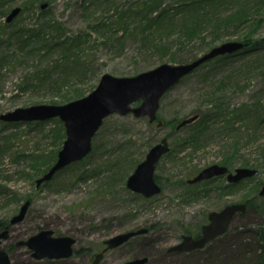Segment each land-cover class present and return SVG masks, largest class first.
I'll list each match as a JSON object with an SVG mask.
<instances>
[{"label":"rangeland","instance_id":"1","mask_svg":"<svg viewBox=\"0 0 264 264\" xmlns=\"http://www.w3.org/2000/svg\"><path fill=\"white\" fill-rule=\"evenodd\" d=\"M145 1L151 0H0V115L35 105L67 104L78 99H64L78 95L76 89L83 98L98 86L104 74L134 77L164 63L188 64L224 43L241 42L254 23H258L254 40H264V9L254 13L249 23L222 31L218 39H214L211 28L202 35L205 41L189 42L176 34L160 38L159 27L154 34L157 46L118 27L115 39H109L112 30L105 24L115 23L118 14L122 17L125 13L126 17L129 10L134 11ZM184 2L163 0L162 9H179L180 19ZM226 6L221 5V16L227 14ZM17 7L22 8L21 13L10 27H5L7 16ZM45 24L49 28L44 36L50 42L36 44L43 50L37 60L19 56L17 42L10 46L5 42L14 32L39 33ZM57 24L63 32L52 31ZM100 25L104 26L100 29ZM64 39L75 46L81 42L75 52L81 53V66L90 68L88 75L74 78V85H63L68 74L57 70L52 78L46 73L40 76L46 78L44 86L39 83L26 88V81L36 77V70L52 69L60 62L62 51H48L53 42ZM53 80L62 84L59 92L53 89ZM203 114L212 118L211 132L200 143L183 145V139L191 135L190 129L175 130L168 122L176 119L180 123ZM158 117L166 125L159 128L157 122L151 124L148 118L133 114L108 117L93 138L91 153L39 187L37 179L54 165L65 141L66 136L57 137L62 133L59 119L41 124L0 120V223L11 226L12 235L3 243L11 264H49L46 260L36 262L31 249L18 246L40 231L50 229L76 237L81 253L87 256L102 241L131 228H146L149 233L110 253L103 264H119L142 249L150 259L148 264H238L235 253L244 240L237 234L259 222L253 211L237 215L230 230L204 249L191 253L169 250L183 235L207 224L211 212L242 203L247 197H259L264 185V49L225 61L215 58L200 66L162 99ZM163 138L168 139L170 152L155 172L162 191L146 199L127 188V179ZM36 157L54 159L53 164L36 172L31 166ZM226 161L232 170L248 165L246 168L258 174L232 190L225 189L227 181L223 177L195 186L187 183L204 168ZM228 191L231 194L224 195ZM27 201L31 204L26 217L12 224L11 219Z\"/></svg>","mask_w":264,"mask_h":264},{"label":"water","instance_id":"2","mask_svg":"<svg viewBox=\"0 0 264 264\" xmlns=\"http://www.w3.org/2000/svg\"><path fill=\"white\" fill-rule=\"evenodd\" d=\"M44 7V6H43ZM21 13L17 7L7 17V23H11ZM245 47L242 42L232 41L211 49L197 60L182 65L164 63L150 71L140 73L134 77H115L104 74L98 86L87 96L71 101L64 105H35L26 108H17L14 111L0 115V120L7 123L46 122L59 119L65 127L66 139L58 153L57 161L42 177L37 179L39 187L50 181L54 175L65 167L84 160L93 149V138L102 127L104 121L114 115L126 116L133 114L137 118H148L150 123L156 122L161 100L183 78L193 73L201 65L225 55H233ZM197 116L183 120L177 126L178 129L193 123ZM163 122L159 121V126ZM170 151L168 139L164 138L148 152L145 160L141 162L127 181V188L131 191L151 198L161 193L162 188L156 180V166ZM229 169L218 164L211 165L200 171L189 184H196L214 177L227 175ZM257 170L250 168H237L234 173L228 174L230 182L252 178ZM264 196V186L260 191ZM27 201L20 212L11 220L12 224L21 222L30 206ZM247 209L245 203H236L226 206L220 212L209 214V224L202 228V237L194 239L192 236H184L182 242L171 247L169 252L184 253L202 249L208 242L225 234L237 213H244ZM1 227V223H0ZM147 233V230L132 231L119 234L107 241L109 249H114L127 242L132 237ZM50 230H44L24 241V246L34 250L37 259L64 258L72 254L71 246L74 239L68 236L51 238ZM8 232L0 233V264H10L8 253L1 249L3 239ZM19 246V245H18ZM103 254H99L94 264H99ZM145 259H136L127 264H145Z\"/></svg>","mask_w":264,"mask_h":264},{"label":"trees","instance_id":"3","mask_svg":"<svg viewBox=\"0 0 264 264\" xmlns=\"http://www.w3.org/2000/svg\"><path fill=\"white\" fill-rule=\"evenodd\" d=\"M91 1L94 2V0ZM182 1L185 2L181 5L180 8L183 11V16H181L180 19L177 18L179 9H162L163 0H151L149 2L145 1L143 2V4L137 6V9H135L134 11L129 10L126 17H124L125 13L122 14V17L118 14L117 21H115V23L111 21L110 26L105 24V26L108 27L109 30H112V35L109 37V39H115L113 37L118 33L116 32L115 27H118L117 29L119 31H123L125 34H130V32H132L135 36L140 35L145 42L151 43L154 46H157L155 44L157 38L154 37V34L157 31L155 30L156 27L162 29V33L161 35H159L160 38L170 34H176L180 38L187 39L189 42H193L197 39L205 41V38L202 37V35L203 33H205V31H208L209 28H211L210 31L214 36V39H218L219 33H221L222 31L227 30L228 28H230L231 26L233 27L236 24L239 27L243 24L245 25L249 23V18H251L254 13H256L257 11L259 12L261 9H264V0H179V2ZM242 3H244V5L240 6ZM221 5H227L225 7V12L227 14L224 16L220 15L222 11L219 12L221 9ZM5 25V27H10L11 23H6ZM103 26L100 25V29ZM48 28V24H45L42 25V28L40 27L41 31L39 33H36L32 30H22L19 32H14L13 34L5 38V42L8 46L12 45L14 41L17 42L19 50L17 54L19 56L25 55L24 57L29 58V60H37V57L40 55V53H43V50L39 49L40 45L36 44H48L47 42H50L44 36ZM248 29V34L241 39V42L245 44V48L241 52H238L233 56H224L216 59H218V61H225L231 59L234 56H247L251 53L264 49L263 39L254 40L255 33L258 30V23H254V25H252ZM56 30L58 32H63L59 24H57V26L54 27V30L52 31ZM31 32L35 33L31 34ZM52 44L53 46H50L53 48L48 52L50 53L54 49L62 51V55L60 56L59 60L60 62L57 63L52 69L47 68L46 70H36L35 74H33V76L36 77L31 79L30 81H26V88L36 87L39 83L44 86L46 78L41 79L40 76L46 73L47 77L52 78V73L57 70H61L63 74H68L67 77L63 79V85L69 83L71 85H74V78H81V76L86 77L90 72V68L88 66H81V53L75 52L76 49L80 47L81 42H79V44L75 46L76 44H70L68 40L64 39L58 42L55 41ZM156 48L159 49V46ZM1 63L5 64L4 61H2ZM51 85L56 91L59 92L61 90L62 84L59 85L53 80L51 82ZM75 92L78 93V95H74L72 97L67 96L64 99H80V89H76ZM217 107L218 109L223 108L221 106ZM57 121L59 122L61 126L60 130L62 131L60 136L57 135V137L62 139L65 137V135L63 134V132H65V128L61 121ZM32 123L41 124V122H29L28 124ZM178 123L179 121L174 119L169 121L168 125H172L176 130ZM211 124L212 118H209L207 114H203L200 116L197 122L185 126L186 128L190 129L191 135L183 139V145L197 144L198 142L200 143L202 137L211 132L208 131L211 130ZM164 125H166V123H164ZM39 158L40 157H36L37 160H33V165H31L36 172H40V170L42 169L44 171L49 168L51 163L53 164L54 159L47 161L44 160L46 161L44 162L42 158ZM220 165H224L229 168L231 167L229 161L223 162ZM244 166L246 167L248 165ZM207 182L211 181H205L203 183ZM203 183H199L197 185ZM235 186L237 185H228L225 187V189L232 190L236 188ZM228 194H231V191L224 193V195ZM258 200H260V203L258 202ZM243 201L247 204L248 207L245 214H247L249 211L255 212L259 217V222L253 227L247 226L244 227L241 231H238V238L240 240L242 238V240L244 241L241 242L240 251H237V253H235V256L238 258V264H264V197H247ZM198 231L199 229L196 231V233ZM190 234H194L193 231Z\"/></svg>","mask_w":264,"mask_h":264},{"label":"flooded vegetation","instance_id":"4","mask_svg":"<svg viewBox=\"0 0 264 264\" xmlns=\"http://www.w3.org/2000/svg\"><path fill=\"white\" fill-rule=\"evenodd\" d=\"M196 116H198V115H196ZM200 116L201 115H199L198 117H197V119L195 120V122H197L198 121V119L200 118ZM158 119H159V117H158ZM159 121H161V120H157L156 122H158L157 123V126L160 128V127H162L163 125H164V122H163V125L162 126H159ZM195 122H193V123H195ZM153 123H155V122H153ZM153 123H151V124H153ZM164 139V138H163ZM161 142V141H160ZM159 142V143H160ZM168 143H169V141H168ZM157 145V144H156ZM155 146V145H154ZM153 146V147H154ZM170 147V146H169ZM150 151V150H149ZM170 152V151H169ZM220 165V164H219ZM221 166H224V165H221ZM226 167V166H225ZM228 169H229V172H228V174H230V173H234L235 172V170L237 169H234V170H232V169H230L229 167H227ZM243 168H245V167H243ZM198 174V173H197ZM196 174V175H197ZM228 174L227 175H223V176H218V177H214V178H212V179H210V180H205V181H213V180H216V179H218V178H225L226 179V181H227V185L226 186H228V185H237V186H239V183H241L242 181H239V182H237V183H234V182H230L229 180H228ZM132 175V174H131ZM130 175V176H131ZM195 175V176H196ZM129 176V177H130ZM194 176V177H195ZM129 177H128V179H129ZM193 177V178H194ZM128 179H127V181H128ZM187 181H189V180H187ZM205 181H202V182H199V183H203V182H205ZM199 183H196V184H194V185H197V184H199ZM126 185H127V183H126ZM264 186V185H263ZM262 186V187H263ZM262 189V188H261ZM133 192V191H132ZM135 193V192H134ZM140 195V194H139ZM142 196V195H141ZM144 197V196H143ZM259 197H261V198H263L264 196H260V193H259ZM145 198V197H144ZM151 198H153V197H151ZM146 199H150V198H146ZM242 203H245L244 201L242 202ZM233 204H236V203H233ZM246 204V203H245ZM231 205V204H230ZM247 205V204H246ZM228 206V205H227ZM226 207V206H225ZM224 207V208H225ZM223 208V209H224ZM223 209H221V210H223ZM220 210V211H221ZM220 211H217V212H220ZM237 216V215H236ZM235 216V217H236ZM26 217V216H25ZM235 217H234V219H235ZM234 219H233V221H234ZM232 221V222H233ZM231 222V223H232ZM1 224H2V226L0 227V233H3L4 231H7L8 232V236H7V238L6 239H3V241H2V244H1V249L2 250H4L6 253H8L6 250H5V248H3V243L5 242V241H7L10 237H11V235H12V231H11V229H10V227L11 226H9L8 224H6L5 222H1ZM209 224V215H208V223L207 224H205V225H208ZM205 225H202L200 228H199V231L196 233V231L197 230H195V231H193V233L194 234H190V233H192V231H189L188 233H186V235H183L182 237H181V241L178 243V244H180L181 242H182V239H183V237L184 236H192L194 239H199V238H201L202 237V228L205 226ZM50 230V229H49ZM139 230H147V233H141V234H138V235H136V236H134V237H132L131 239H129L127 242H125L124 244H122V245H120L119 247H117V248H114V249H109V245H108V243H107V241L109 240V239H111V238H113L114 236H116V235H119V234H125V233H128V232H132V231H139ZM50 231H52L53 232V234L51 235V238H59V237H63V236H68V237H71V238H73L74 239V243L72 244V246H71V249H72V254L69 256V257H64V258H50V257H46V258H43V259H37L36 257H34L33 255H34V253H36L34 250H31V257L37 262V261H43V260H46V262L47 263H49V264H66V262H75L76 264H84V263H87V264H94V261L96 260V257L99 255V254H103V258L101 259V261H100V263L99 264H103L104 263V261H105V259H106V257L110 254V253H113V252H117V251H120V250H122V248L124 247V246H127L128 244H130V243H133L134 242V240L136 239V238H138V237H140V236H144V235H147L148 233H149V230L148 229H146V228H131V229H126V230H124V231H122V232H120V233H118V234H116V235H114L113 237H110L109 239H107V240H104V241H102V244L100 245V246H98V248L94 251V253L92 254V255H88L89 254V252L88 253H86L87 254V256H85V255H83V253H81V242L76 238V237H73V236H71V235H59V234H57L56 233V231H54V230H50ZM224 235V234H223ZM220 237V236H219ZM219 237H217V238H215L214 240H216V239H218ZM214 240H212L211 242H213ZM211 242H208L206 245H205V247H207ZM21 243H23V242H19L18 243V245L19 246H24L23 244H21ZM177 244V245H178ZM204 247V248H205ZM204 248H202V249H204ZM198 250H201V249H197V250H194V251H192V252H195V251H198ZM143 249L141 250V252H138V254H135V255H131V256H127L126 257V259L124 260V261H122L121 263H119V264H127L128 262H131V261H133V260H136V259H145V258H147L148 259V261L145 263V264H148L149 262H150V259H149V257L147 256V255H145L143 252ZM184 253H191V252H184ZM9 254V253H8ZM85 254V253H84ZM86 258H88V259H86Z\"/></svg>","mask_w":264,"mask_h":264}]
</instances>
